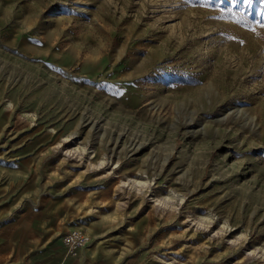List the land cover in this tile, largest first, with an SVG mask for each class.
<instances>
[{"label":"rangeland","instance_id":"rangeland-1","mask_svg":"<svg viewBox=\"0 0 264 264\" xmlns=\"http://www.w3.org/2000/svg\"><path fill=\"white\" fill-rule=\"evenodd\" d=\"M23 242L42 264H264L260 0H0V243Z\"/></svg>","mask_w":264,"mask_h":264},{"label":"crops","instance_id":"crops-1","mask_svg":"<svg viewBox=\"0 0 264 264\" xmlns=\"http://www.w3.org/2000/svg\"><path fill=\"white\" fill-rule=\"evenodd\" d=\"M23 246L18 247V249L16 248V250H18L17 254L15 255V258H8L9 257V251L10 248L7 246V244L5 246H2V244L0 243V264H42L41 263V259L37 256H35V252L30 254L29 253V249L30 246L32 244H25L23 242ZM64 246V244H63ZM21 248V250L23 251H19V249ZM69 259H74V258H69Z\"/></svg>","mask_w":264,"mask_h":264},{"label":"built area","instance_id":"built-area-1","mask_svg":"<svg viewBox=\"0 0 264 264\" xmlns=\"http://www.w3.org/2000/svg\"><path fill=\"white\" fill-rule=\"evenodd\" d=\"M62 241L70 253H76L88 241V236L80 230H72L66 233Z\"/></svg>","mask_w":264,"mask_h":264},{"label":"snow or ice","instance_id":"snow-or-ice-1","mask_svg":"<svg viewBox=\"0 0 264 264\" xmlns=\"http://www.w3.org/2000/svg\"><path fill=\"white\" fill-rule=\"evenodd\" d=\"M231 2H232L233 4H236V3H238V2H242L243 4L251 5L252 2H253V0H231ZM260 3H261V4H264V0H260ZM229 11H230V9H229ZM259 14H260V13H257V15H259Z\"/></svg>","mask_w":264,"mask_h":264},{"label":"bare ground","instance_id":"bare-ground-1","mask_svg":"<svg viewBox=\"0 0 264 264\" xmlns=\"http://www.w3.org/2000/svg\"><path fill=\"white\" fill-rule=\"evenodd\" d=\"M132 182H133V185H135V187L139 186L141 183V181L139 179H136V178H134ZM137 188H139V187H137Z\"/></svg>","mask_w":264,"mask_h":264}]
</instances>
